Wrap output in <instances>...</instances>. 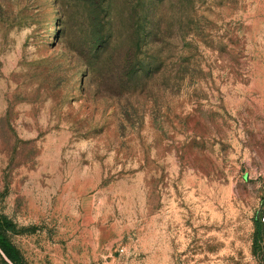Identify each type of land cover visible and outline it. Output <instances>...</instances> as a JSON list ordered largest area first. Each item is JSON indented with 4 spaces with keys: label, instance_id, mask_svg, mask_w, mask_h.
<instances>
[{
    "label": "rangeland",
    "instance_id": "obj_1",
    "mask_svg": "<svg viewBox=\"0 0 264 264\" xmlns=\"http://www.w3.org/2000/svg\"><path fill=\"white\" fill-rule=\"evenodd\" d=\"M263 211L264 0H0L28 264H264Z\"/></svg>",
    "mask_w": 264,
    "mask_h": 264
},
{
    "label": "trees",
    "instance_id": "obj_2",
    "mask_svg": "<svg viewBox=\"0 0 264 264\" xmlns=\"http://www.w3.org/2000/svg\"><path fill=\"white\" fill-rule=\"evenodd\" d=\"M2 223H6L0 220V228ZM0 253L12 264H28L20 255L18 249L4 236L0 229Z\"/></svg>",
    "mask_w": 264,
    "mask_h": 264
},
{
    "label": "built area",
    "instance_id": "obj_3",
    "mask_svg": "<svg viewBox=\"0 0 264 264\" xmlns=\"http://www.w3.org/2000/svg\"><path fill=\"white\" fill-rule=\"evenodd\" d=\"M260 221L262 224H264V211L260 215Z\"/></svg>",
    "mask_w": 264,
    "mask_h": 264
}]
</instances>
